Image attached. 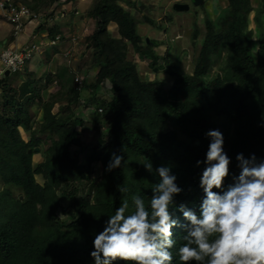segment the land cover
<instances>
[{"label": "trees", "instance_id": "1", "mask_svg": "<svg viewBox=\"0 0 264 264\" xmlns=\"http://www.w3.org/2000/svg\"><path fill=\"white\" fill-rule=\"evenodd\" d=\"M36 1L52 4L56 0L25 3L37 9ZM228 1V10L218 23L207 20L193 73L160 55L155 50L157 41L143 40L136 19L120 0H94L89 14L96 19L97 28L87 37L92 54L90 68L82 73L88 75L92 67L97 73L95 81L85 79L79 84L73 72L59 67L56 73H47L44 86L56 77L60 90L45 99L44 90L30 74L20 88L11 86L4 76L0 82L4 100H0V264H94L90 255L93 241L109 215L125 199L128 213L132 212L133 195H140L146 206L151 199V188L160 178L139 163L143 161H151L154 170L168 166L176 175L183 191L174 196L170 210L183 225L180 204L197 214L200 211L204 195L200 177L205 165H197V161L206 159L209 130L222 132L224 151L230 157L225 189L239 175L238 154L246 159L255 154L258 161L264 160V0L257 8L250 0ZM253 11L255 29L249 26ZM144 18L153 23L152 18ZM112 21L118 25L119 37L112 36L108 28ZM198 37L196 29L193 40ZM130 43L136 53L150 60L152 68L163 70L160 60L166 57L167 73L173 78L169 89L141 76L140 63L127 56ZM227 48V56L220 62L222 75L210 76L213 63L224 56L219 52ZM209 53L215 54L213 61ZM36 97L41 115L35 118L32 106ZM63 99L61 113H54ZM83 100L87 114L108 119L102 125L100 141L84 162L79 156L86 153L87 145L78 129L86 123L78 113ZM93 103L96 111L91 108ZM170 122L174 128H169ZM21 128L29 133L28 140ZM47 139L50 143L43 149ZM72 146L78 148L73 151ZM38 152L45 158L34 166L33 156ZM113 152L123 154L125 161L109 172L106 168ZM94 161L102 165L98 177L93 175ZM38 174L44 182L37 180ZM118 185L128 191L119 192ZM175 233L183 243V227Z\"/></svg>", "mask_w": 264, "mask_h": 264}, {"label": "clouds", "instance_id": "2", "mask_svg": "<svg viewBox=\"0 0 264 264\" xmlns=\"http://www.w3.org/2000/svg\"><path fill=\"white\" fill-rule=\"evenodd\" d=\"M58 1L52 12L46 14L47 20L44 22L39 19L29 22L24 18V27L19 34H15L14 25L6 19L4 11L0 8L2 17L12 26L13 35L19 36L27 26H35L28 42L36 43L40 49L35 52L24 69L16 73L25 74L26 70H30L32 71L30 75L34 78V71L29 65L35 56L45 55V62L50 63L55 53L50 59L46 58L45 47L49 45L57 48L62 42L67 41L68 45L60 52L61 55H54L56 59L51 62H57L56 60H61L63 56L67 63L62 66H68L69 71L73 72L75 82L76 77H82L81 84H84L89 75L81 74L78 71L79 66L76 69L74 65L72 66L73 61L77 59L72 47L73 43H80L87 26L82 32L78 30V33L73 31L63 34L56 30L51 37L50 30H54L56 24L54 21L66 17L67 8L64 6V0ZM20 3L27 5L34 13H41L26 3ZM41 27L46 28L47 32L50 29L47 33L48 44L37 40L38 33L35 30ZM58 35L60 39L56 43H51ZM73 36L77 39L73 40ZM147 39H149L147 42H150V38ZM84 56L85 53L83 58ZM58 68L51 72L56 73ZM5 72L0 74L4 77ZM11 73L13 72L10 71ZM47 73L50 72L46 71V74L41 76L45 83ZM52 83L59 84L58 79L55 77ZM1 87L3 89V85ZM206 135L211 138L206 159L197 161V165L201 163L205 165L200 177V187L204 195L199 213L189 209L185 204H180L178 210L183 213L184 218L181 220L183 225H179L176 219L178 214L173 218L170 210V206L174 204V196L183 191L176 183V175L171 173L168 166H160L154 170L151 161L139 162L148 172L155 171L160 179L151 188L153 194L147 206L140 195H133L132 212L128 213L129 202L125 199L116 208L115 213L109 215L104 229L93 241L94 250L90 255L94 258V264H113L118 260L125 261L126 264H264V160L258 161L255 154L250 159H246L243 153L238 154L236 159L239 161V175L234 176V182L225 189L224 181L229 176L231 161L224 151V136L219 130H209ZM121 151L123 153L124 148ZM123 161H125L123 154L113 152L106 171L121 168ZM118 191L124 193L128 189L118 185ZM179 226L184 229L183 243L176 239L175 232Z\"/></svg>", "mask_w": 264, "mask_h": 264}, {"label": "rangeland", "instance_id": "3", "mask_svg": "<svg viewBox=\"0 0 264 264\" xmlns=\"http://www.w3.org/2000/svg\"><path fill=\"white\" fill-rule=\"evenodd\" d=\"M17 2H23L24 0H16ZM33 1V0H28ZM183 3H188L190 5L189 10L186 11H177L173 8L174 0H159L156 2V0H134L133 7H131L128 2L120 0V4L125 8L127 11H129L132 16L136 19V26L139 34L143 37V40H146L148 37H154L157 39H160V44L155 47V50L162 56L167 54L166 56H169L170 62L176 60L177 63L184 69V72L193 73L196 66V57L200 51L201 46H203L202 42L204 40V37L207 33V20L211 19L213 22L218 23L219 18L224 16V12L228 10V0H205L202 5L195 6L193 0H182ZM253 7L257 8L261 4V0H250ZM76 4H79V1H75ZM141 2V3H140ZM38 4L37 10L42 13H50L52 12L51 9L54 8V4H44L40 3L39 1H36ZM86 4H89V2H85ZM93 7V6H92ZM59 7H56V9ZM1 14V11H0ZM148 16L153 19L152 24H148L147 21L144 18V15ZM254 14L255 11H253L249 16V26L252 29L256 28V23L254 21ZM68 15H70L68 17ZM67 18H80L78 15H72L71 13H68L66 11ZM91 16V15H90ZM91 18L94 20V24L92 23L85 29L84 35L81 36L80 43H73L72 50L75 52V57L77 59L73 61L72 66L74 65V68L76 69L78 66L81 67L80 73H82V70L84 68H90V60H91V54L92 49L89 47L90 41L87 40V37L89 35H92L94 31L97 28V21L96 19L91 16ZM1 19V16H0ZM82 20V19H80ZM54 22L58 23V20H55ZM31 25V23H30ZM219 27V25H218ZM109 30L112 33V36L119 37L120 33L118 31V25L116 22L112 21L109 26ZM199 29V37L196 41L193 40L195 30ZM73 31L79 32L76 29ZM153 31L154 33H152ZM38 38L43 40L44 43L48 44V37L43 36V32H40L38 35ZM254 40L257 41L259 39L258 32H254ZM39 41V40H38ZM167 48V50H166ZM46 49V58L52 57V47L47 45L45 47ZM223 50V49H222ZM258 50V44L255 43L254 52ZM167 51V53H166ZM227 51L223 50L220 53L224 52V56L217 60V63H213V67L210 70L209 75H215L217 73L222 75V71L220 66V62L225 60L227 56ZM85 53V56L83 58V54ZM81 54V55H80ZM211 59L213 58V55L209 53ZM128 58L135 60L136 62H139V71L141 76L144 79L147 80H154V81H160L162 84H166V89H169L172 86L173 78L170 74L167 73V67L169 66L167 59L165 61L160 60V63L164 64L163 70L152 68L149 64L150 61L143 59L138 53L135 52V49L133 48V45L130 43L128 45ZM229 56V54H228ZM213 61V59L211 60ZM47 64L48 62H45L44 56L37 54L32 61V70L34 71V78L40 79L38 81L39 86L44 90L42 91L43 97L49 98L48 96L53 93L60 90L59 84H50L44 86L46 84L41 76L46 74L48 69L46 67H41L42 63ZM67 63V61L61 56V60H58L55 64H57V67L53 69L55 71L59 66H62V64ZM55 66V65H51ZM51 68V67H49ZM28 70L20 73H11L9 77H7V80H9V84L15 88H20L23 84L24 80L27 78V76L32 73V71ZM25 75V77H24ZM89 77L87 80L89 82H93L96 79V73L95 69L91 67L90 71L88 72ZM36 79V80H37ZM43 85V86H42ZM83 95H86V92H82ZM105 94V92H103ZM108 95V94H107ZM0 100H3V98H0ZM4 101V100H3ZM34 105L32 106V114L36 118L37 116L41 115V107L40 103H38V98L36 97L34 99ZM84 101H80V104L78 106V113L80 115H83L85 118L86 123L84 124L83 128H78L83 135V143L87 145L86 153L82 152V156H79L80 161L84 162L87 158V153L90 152L91 148H94L97 146L98 141H100V137L102 135V125L107 124V120L103 118H98L97 115L90 116L88 115V111L86 109V104L83 103ZM84 104V107L82 106ZM65 106V100L63 99L59 103H57L53 109L54 113H61L60 106ZM91 108L96 111L97 110V104L93 103ZM60 110V111H59ZM98 121H97V120ZM175 125L173 122H170L169 128H174ZM21 132L24 136V139L26 140V132L23 128H21ZM29 135V134H28ZM28 139V138H27ZM50 143L49 139L45 140L44 144L42 145V148H46L48 144ZM78 148V146H72V150L75 151ZM40 151V149H39ZM45 156H33V163L34 166H36L38 163L42 162L44 160ZM93 168V175L94 176H100L102 173V165L98 161H94L92 163ZM37 180L39 182H44V179L42 175L36 176ZM17 193V192H16ZM64 204L67 205V202L64 201Z\"/></svg>", "mask_w": 264, "mask_h": 264}, {"label": "crops", "instance_id": "4", "mask_svg": "<svg viewBox=\"0 0 264 264\" xmlns=\"http://www.w3.org/2000/svg\"><path fill=\"white\" fill-rule=\"evenodd\" d=\"M24 1H28V0H24ZM75 1H79L80 3L76 4ZM122 1L128 2V4L131 7H133L134 0H122ZM157 1H159V0H156V2ZM85 2H89V4H86ZM93 3H94V0H64V6L67 8L68 13H71L72 15H78V16H80V18H72L71 19V18H67V16L65 18H61L58 23L54 24L55 25L54 30L51 31L49 29L50 30V36L52 37L56 30L63 32V34L71 33V32H73L74 29L82 32L83 28H85L86 26L88 27L92 23L94 24V20L91 18L90 14H89V11H90ZM0 16H1V19H0V51L7 46L19 47L23 43L28 42L30 35H31L35 26H32V25L27 26L24 32H22L19 36H15L12 33V26L2 17L1 14H0ZM69 16L70 15H68V17ZM143 16H145V14ZM80 19H82V20H80ZM147 23L149 25L152 24L150 22H147ZM80 28H82V29H80ZM49 30H48V32H49ZM35 32H37L38 35L40 32H43V36H45V37H47V33H48L46 28H44V27H41L38 30L36 29ZM151 32L154 33L153 31H151ZM38 35H37V40L43 41V40L38 38ZM149 38L157 41L158 45L160 44V39H157L154 37H149ZM67 45H68V42L64 41L59 46H57V48H52V52L55 53L54 54L55 56H59V55H61L60 52H62V50H64V48L67 47ZM159 54H160V52H159ZM54 55H53V58L51 61L56 59L54 57ZM147 60L149 61V59H147ZM51 61H50V63H47V64H44V62H43L41 67H46V69H48V71H53V69L57 67V64H55L56 62H51ZM56 61H58V60H56ZM51 65H55V66H51ZM29 67H32V64H30ZM49 67H51V68H49ZM61 67L68 68V66H61ZM3 78L4 77L0 74V82ZM7 82H8V80H7ZM2 91H3V89H2L1 83H0V98L2 96ZM28 134L29 133H27V132L25 134L26 140H28L27 139L29 137ZM34 156H43V155H42V153L38 152V153L34 154Z\"/></svg>", "mask_w": 264, "mask_h": 264}, {"label": "built area", "instance_id": "5", "mask_svg": "<svg viewBox=\"0 0 264 264\" xmlns=\"http://www.w3.org/2000/svg\"><path fill=\"white\" fill-rule=\"evenodd\" d=\"M58 3L59 1L57 0L54 6L58 5ZM0 8L4 11L6 19L14 25L15 34H19L22 31L24 27V18H27L29 22L38 19L42 22H44L45 19L47 20V13H34L27 5L15 2V0H0ZM52 10L53 9H51V11ZM63 13L64 11H62V14ZM57 17L56 15V18ZM72 38L73 40L77 39L76 36ZM59 39L60 36L58 35L51 43H56ZM38 49L40 48L34 42L23 43L18 48L11 46L4 48L0 53V73H4L7 69L13 73L23 70L27 62L33 58ZM69 54H71V51H69ZM82 79V77H76V81L79 84L82 83ZM99 110L102 111L101 108Z\"/></svg>", "mask_w": 264, "mask_h": 264}, {"label": "water", "instance_id": "6", "mask_svg": "<svg viewBox=\"0 0 264 264\" xmlns=\"http://www.w3.org/2000/svg\"><path fill=\"white\" fill-rule=\"evenodd\" d=\"M193 2H194V5H195V6H199V5H202V4L204 3V0H193ZM173 8H174L175 10H177V11H186V10H189L190 5H189L188 3L175 2L174 5H173ZM147 41H149V39H147ZM156 69H157V68L155 67V70H156ZM5 75H6V76H9V75H10V71L7 70V71L5 72ZM35 150L38 151V150H39V147H36ZM22 198H23V197H22Z\"/></svg>", "mask_w": 264, "mask_h": 264}]
</instances>
